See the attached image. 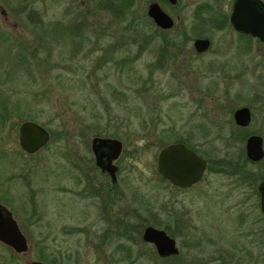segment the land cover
I'll return each mask as SVG.
<instances>
[{"label":"rangeland","instance_id":"374dc122","mask_svg":"<svg viewBox=\"0 0 264 264\" xmlns=\"http://www.w3.org/2000/svg\"><path fill=\"white\" fill-rule=\"evenodd\" d=\"M150 1L0 0V196L6 192L10 208L28 222L29 244L53 252L61 264H264V222L251 228L247 221L240 230L231 212L217 218V231L208 226L221 209L216 195L225 176L208 172L207 190L196 194L169 186L157 170L160 149L178 139L208 158L223 156L230 108L251 102L264 52L260 57L249 40L245 45L253 48L240 54L244 42L231 27L219 30L199 18L212 1L230 12L231 0H179L173 7L155 0L179 17L163 34L147 15ZM196 33L210 38L207 52L194 50ZM165 34L178 45L164 49ZM112 86L124 93L112 94ZM92 109L109 120H83ZM262 119L258 112L254 128ZM24 120L50 131L35 154L19 145ZM101 126L106 135H97ZM95 136L123 144L120 188L130 192L135 227L99 224L95 207L79 194ZM170 202L189 214L183 230L165 214ZM153 220L168 226L179 255L160 260L142 241L138 223ZM255 227H263L261 243L254 242ZM239 231L247 233L242 242ZM214 232L219 239L210 238ZM13 252L0 243V264H18Z\"/></svg>","mask_w":264,"mask_h":264},{"label":"flooded vegetation","instance_id":"af4514ba","mask_svg":"<svg viewBox=\"0 0 264 264\" xmlns=\"http://www.w3.org/2000/svg\"><path fill=\"white\" fill-rule=\"evenodd\" d=\"M164 1L167 4H170L171 7L176 6L179 0H176L175 3H171L169 0H160ZM236 0H231V10L230 12L224 11L225 13V25L223 26V23H220L219 30L224 29L225 27H231V29L237 34L238 40L243 43L244 45L239 46L240 43L237 46V49L239 48L240 54L242 53H248L252 48V44L245 45V43H248V41L256 42L257 44V54L262 57L264 52V37L259 36H253L249 32L240 31L235 29L233 26V23L231 22V14L233 12V5ZM264 3V0H261ZM215 1H212L211 3H214ZM157 4L159 5V8L167 13L171 19L173 20V25L170 28H163L158 26L151 16L147 15L151 18L152 22L155 24L156 28L159 32L163 33L167 31L172 30L176 26V22L178 21L179 17L176 16L174 18L173 15H171L169 12L165 11L161 4L155 0H152L149 2V4ZM210 4V5H212ZM149 5V6H150ZM263 8H259L256 6L257 13L260 14V18L262 22V26L264 27V15H263ZM219 23V22H217ZM216 25V24H215ZM217 26V25H216ZM196 38H208L206 36L204 37H196ZM194 38V39H196ZM210 45L207 49L204 51H197L194 46V50L198 53H205L211 48V40ZM194 41V40H193ZM236 52L239 53V51ZM262 60L257 62V67L262 64ZM257 82V91L253 95L252 98H250L251 102H248L243 105H237L234 106L233 99L229 97L227 99L228 106H231L230 108V118L228 123H230V131L229 134L224 138L226 150L223 154V156L219 158H208L206 156H203L199 154V152L194 149L190 144L183 143L181 141H177L174 143H182L192 151H194L197 155L202 157L205 160V167L203 170V173L201 176L191 184L187 186H182L178 184H173L169 179L161 176L160 177L163 181L167 182L169 186H172L176 190H179L181 192L190 191L192 193L199 194L202 192V190L206 191L209 185V178L208 175L211 173H208L212 170L215 172H212V174L219 175V176H225L228 181L221 183V191L217 192V197L220 196L219 203L221 208L217 211V214L213 213L212 217L209 218L208 226L214 227L216 231L220 229L221 226L220 221L217 220V218L223 217L224 214H230L231 212L235 213V223H238V228L246 229L247 228V221L250 222V227L253 228L254 224H258L259 221L261 223L264 222V73L261 72L258 77H256ZM249 100V99H248ZM256 104H258V107H256ZM255 105V106H254ZM245 108L247 109L249 119L241 120V123L237 121L235 118V113L238 109ZM262 115V122L260 124L259 128H254V121L257 117L258 112ZM50 132V131H49ZM93 139V138H92ZM256 139L258 141L257 143V151L256 154L254 153V147L252 140ZM45 147V146H44ZM41 150V149H40ZM91 152L92 157H90V168H87L89 166V163L86 164L87 170H83L82 177L80 179L82 190L79 191V194H81L82 199H89L88 203H91L90 206L95 207L96 210V222L99 224L106 223L108 226H117L121 223L128 224L133 226L134 222L130 221L129 219L134 218L135 213L134 209L131 206L132 204V198L130 196V192L128 195L124 192V188H120V167L118 165L119 158L121 157V154L123 152V144L120 151V154L117 158L112 160V163L117 166V169L114 173H110L106 169H103L100 165H98L96 160V155L92 147V140H91ZM108 149L106 148H100L98 150V154L101 153H107ZM105 159V157H104ZM129 186V184H127ZM7 187V183H6ZM238 191V192H237ZM5 193H2L0 196V204L2 207L7 209L10 213L13 219L15 220L18 229L20 230L21 234L25 237V243L27 245L26 250L18 252L15 251L12 247L7 245L6 243L2 242L0 240V243L4 244L8 248L12 249L14 252L11 253L12 258H14L18 264H35L37 263H43V264H61V260L56 258L55 254L52 252L48 254H42L39 253L38 247H35L36 243L29 244L28 236L25 232L24 227L26 226V223H28L24 218H21V216L17 215L16 212L12 208H10L7 201H5ZM234 197V198H233ZM27 205V202H25ZM173 202H170L169 205L165 206V214L171 218V221L175 222L177 227H179L181 230H183L184 227H186V222L190 221L189 214L183 211V207L181 205L179 210H175L172 205ZM177 203H179L177 201ZM25 205V204H24ZM25 205V206H26ZM183 205V202H182ZM25 206H23V209L25 210ZM25 213V211H24ZM252 213V216H251ZM254 214H256L254 216ZM156 220V219H155ZM149 222V223H143L139 222L138 225H140L141 228H143L141 233V239L142 241L149 245L152 249V252L154 251V254L160 259L165 260L167 258L177 256L179 255V248L177 246V241L174 238V236L170 235L167 231L168 226L166 224H163L160 221ZM252 222V224H251ZM137 225V224H136ZM137 225V226H138ZM155 227L157 229L164 230L165 233L174 239L175 245L178 248V253L175 254H166L161 255L157 252L156 246L154 243L144 240L143 233L144 230L147 227ZM135 227V226H133ZM258 227H255L254 234L256 235L254 242L255 243H261L263 238V227L257 229ZM115 229H117L115 227ZM215 234L213 236H210V238H218L215 235L218 233L214 232ZM238 239L239 242H242V239H247V233H243L239 231L238 233ZM250 237L254 239L252 236V232H250ZM132 238V237H131ZM237 238V237H236ZM219 239V238H218ZM245 242V241H244ZM122 247L125 249V257L127 259L131 258V252L129 248L121 244ZM29 251V252H28Z\"/></svg>","mask_w":264,"mask_h":264},{"label":"water","instance_id":"95a60500","mask_svg":"<svg viewBox=\"0 0 264 264\" xmlns=\"http://www.w3.org/2000/svg\"><path fill=\"white\" fill-rule=\"evenodd\" d=\"M175 3L176 0H169ZM256 6L264 9V3L261 0H236L233 5L231 22L235 29L249 32L253 36L264 37V27L260 14L256 11ZM148 15L154 22L163 28H170L173 25L171 17L162 11L157 4H151L148 7ZM264 15V10H263ZM210 45L208 38H196L193 46L197 51H204ZM235 118L239 123L241 120L249 119L247 109H238ZM50 139L49 130L43 125L24 120L18 127V140L22 150L27 154H35L42 149ZM254 153L257 151L256 139L252 140ZM92 147L96 155L98 165L110 173H114L117 166L112 160L117 158L122 148V142L118 138L95 136L92 139ZM100 148L108 149L107 153L98 154ZM105 157V159H104ZM205 160L194 151L182 143H170L162 147L157 156L158 173L169 179L173 184L187 186L196 181L203 173ZM143 238L146 241L155 244L157 252L161 255L178 253L173 238L168 236L164 230L155 227H147L144 230ZM0 240L15 251L26 250L25 237L21 234L18 226L11 216V213L0 204ZM43 264V263H35Z\"/></svg>","mask_w":264,"mask_h":264},{"label":"trees","instance_id":"16d2710c","mask_svg":"<svg viewBox=\"0 0 264 264\" xmlns=\"http://www.w3.org/2000/svg\"><path fill=\"white\" fill-rule=\"evenodd\" d=\"M203 9H204V12L201 13ZM199 14H201V16L199 18H201L202 20H212V21H215L216 25H220V23H223V26L225 25V20H226L225 16L226 15L218 7L215 8L213 5L209 4L205 7H201ZM199 21H201V20H199ZM217 22H219V23H217ZM163 33H166V32H163ZM163 33H161V34H163ZM195 35L201 37L202 34L196 33ZM166 37H168V36H166V34L163 35L162 41H161V42H163V45H161V46H163L164 49H169L171 45H176V46L178 45V43L176 41L170 40V39L167 40V39H165ZM183 45H185L184 42H183ZM122 91L123 90L119 91L118 88L115 86H112V88L110 90V92L112 94L124 93ZM82 117H83V120H86V118H87V121H89L90 123H99V122H103L104 120H109V116L103 114L101 111H99L97 109L96 110L92 109L90 111V115L84 114V116H82ZM106 132H107V128L103 126L101 129H99L97 131V135H106ZM160 141H162V140L160 139ZM177 141H181L183 143L190 144L189 142L185 141L184 139H178V140H176V142Z\"/></svg>","mask_w":264,"mask_h":264}]
</instances>
